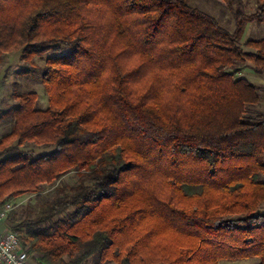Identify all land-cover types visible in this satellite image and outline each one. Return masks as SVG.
Segmentation results:
<instances>
[{"label":"trees","instance_id":"trees-1","mask_svg":"<svg viewBox=\"0 0 264 264\" xmlns=\"http://www.w3.org/2000/svg\"><path fill=\"white\" fill-rule=\"evenodd\" d=\"M253 22L264 0L237 8L232 31L189 0H0V58L20 49L48 98L37 110L35 93L15 95L0 114V206L80 172L12 212L27 256L264 264V112L247 116L264 86L237 76L264 74V38L240 43Z\"/></svg>","mask_w":264,"mask_h":264},{"label":"rangeland","instance_id":"rangeland-1","mask_svg":"<svg viewBox=\"0 0 264 264\" xmlns=\"http://www.w3.org/2000/svg\"><path fill=\"white\" fill-rule=\"evenodd\" d=\"M190 4L206 14L216 18L219 23L232 31L234 28V13L237 8H240L245 13L254 11L258 0H240L226 4L222 0H189ZM264 38V23L253 22L248 23L243 31L240 43L243 45L247 40H258ZM66 49H62L59 53L50 51L42 55H36L32 58V62L40 67L44 66L47 58L56 55H65ZM25 64L21 59V50L3 53L0 58V114L6 110L10 111L16 104L13 96L21 95L27 92H33L37 95L35 108L44 110L48 107V98L41 83L40 73H31L24 71ZM245 79L251 84L264 86V74H257L251 66H246L237 75ZM252 108L247 112V116H256L259 112H264V96L261 94V101L257 105H252ZM7 114V113H6ZM11 124H5L0 128V137L10 131ZM35 154H45L50 148L28 145V148ZM79 171L71 170L60 180L53 184H43L37 194H26L11 198L8 201L12 203L16 213H30L37 209L39 203L47 199L53 188L58 184H76L79 176ZM258 212L264 214V203H262ZM258 258H249L244 260H222L218 264H258ZM85 264H93V260L89 259ZM113 264V263H107Z\"/></svg>","mask_w":264,"mask_h":264},{"label":"built area","instance_id":"built-area-1","mask_svg":"<svg viewBox=\"0 0 264 264\" xmlns=\"http://www.w3.org/2000/svg\"><path fill=\"white\" fill-rule=\"evenodd\" d=\"M13 208L10 202L1 205L0 220L4 219ZM26 260L27 255L21 250L17 235L11 231L0 233V264H25Z\"/></svg>","mask_w":264,"mask_h":264},{"label":"crops","instance_id":"crops-1","mask_svg":"<svg viewBox=\"0 0 264 264\" xmlns=\"http://www.w3.org/2000/svg\"><path fill=\"white\" fill-rule=\"evenodd\" d=\"M12 212L7 213L6 217L2 220H0V233H6L11 231L12 228ZM25 264H44L40 260V256L33 254V255H28L27 260Z\"/></svg>","mask_w":264,"mask_h":264}]
</instances>
